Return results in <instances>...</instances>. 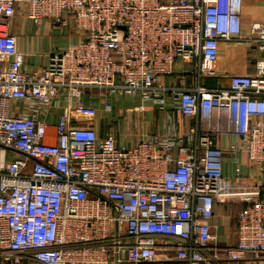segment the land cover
<instances>
[{"label": "built area", "instance_id": "1", "mask_svg": "<svg viewBox=\"0 0 264 264\" xmlns=\"http://www.w3.org/2000/svg\"><path fill=\"white\" fill-rule=\"evenodd\" d=\"M18 5L35 25L46 20L77 39L25 69L9 32ZM241 8L242 0H0V264L264 261V182L242 173L264 174V22L241 35ZM220 41L263 55L252 73L212 87ZM93 90L168 108V127L132 144L98 136L85 124L97 114L83 100ZM173 113L190 119L182 133ZM225 202L243 203L233 247L220 246L211 222Z\"/></svg>", "mask_w": 264, "mask_h": 264}, {"label": "crops", "instance_id": "2", "mask_svg": "<svg viewBox=\"0 0 264 264\" xmlns=\"http://www.w3.org/2000/svg\"><path fill=\"white\" fill-rule=\"evenodd\" d=\"M169 1V0H162ZM16 15L11 19L9 32L16 37V45L19 50L26 53L24 68H41L48 63V56L51 52L62 50L77 39L76 34L70 30L65 35L60 34L61 30L51 27L46 20L35 25L31 19L26 17L24 6L18 5ZM255 22H264V0H242L241 8V35H249L250 25ZM219 56L216 61V77L206 80L208 86H227L228 77L234 74H250L254 70L256 57H261V52L253 51L243 44L234 42H219ZM185 66L180 60L174 65V71L180 72ZM163 82L168 84L171 79L163 77ZM84 103L96 109V115L85 124L91 125L98 136L108 132L114 133L117 143L132 144L138 140L140 134L162 133L168 127V116L170 109L161 110L152 106L149 102L143 103L137 96L120 93H106L99 96L88 92L84 94ZM110 107L105 108L104 103ZM64 104V102L62 103ZM144 105L142 112L137 107ZM179 132L184 131V126L189 123L188 117L173 113ZM55 118L50 117L51 124ZM233 165L226 162L224 175L228 176L233 172ZM242 173L249 178L258 179L264 182V174L254 168L242 167ZM230 203H216L212 224L217 226L216 235L220 246L233 247L236 241V226L234 223L235 212L231 211ZM213 264H264V261L254 258L243 260H222Z\"/></svg>", "mask_w": 264, "mask_h": 264}, {"label": "trees", "instance_id": "3", "mask_svg": "<svg viewBox=\"0 0 264 264\" xmlns=\"http://www.w3.org/2000/svg\"><path fill=\"white\" fill-rule=\"evenodd\" d=\"M231 207H232L231 211L235 212L234 223H235V226H237V215H238V212L242 209L243 203L242 202L241 203H233V204H231Z\"/></svg>", "mask_w": 264, "mask_h": 264}, {"label": "rangeland", "instance_id": "4", "mask_svg": "<svg viewBox=\"0 0 264 264\" xmlns=\"http://www.w3.org/2000/svg\"><path fill=\"white\" fill-rule=\"evenodd\" d=\"M60 34L65 35V31L60 32ZM93 93L99 96L106 95V91H103V90H93ZM50 139H51V130L47 134V140H50Z\"/></svg>", "mask_w": 264, "mask_h": 264}]
</instances>
